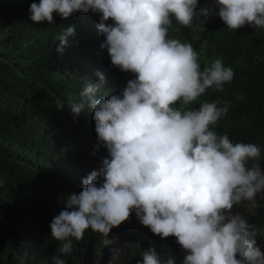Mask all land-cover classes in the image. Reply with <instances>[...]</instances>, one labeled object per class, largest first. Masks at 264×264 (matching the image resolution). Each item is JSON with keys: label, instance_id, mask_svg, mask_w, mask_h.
Instances as JSON below:
<instances>
[{"label": "clouds", "instance_id": "9594fccd", "mask_svg": "<svg viewBox=\"0 0 264 264\" xmlns=\"http://www.w3.org/2000/svg\"><path fill=\"white\" fill-rule=\"evenodd\" d=\"M211 0H39L29 7L34 24H53V13L67 19L74 13H99L98 31L105 37L111 65L131 72L135 79L100 99L105 83L86 80L79 100L67 108L95 124L97 143L107 151L98 170L82 181L79 194L50 224L51 237L63 242L54 264H65L72 239H83L91 229L111 246L113 228L128 220L133 210L168 249L184 252L182 264H264V248L253 237V226L237 208L254 212L264 197V170L255 144L233 143L217 135L216 122L228 112L229 102H205L189 109L207 89L223 91L234 71L220 59H207L192 28L196 10ZM217 15L231 30L246 24L264 29V0H215ZM214 10V9H213ZM112 20L113 24L105 22ZM174 26L191 32L185 40ZM75 34L68 26L58 36V53ZM203 57V60L201 56ZM210 67H205V66ZM202 67L203 70H201ZM242 96L237 99H242ZM60 109L64 108L61 104ZM252 161L251 166L249 162ZM3 181L0 180V184ZM115 252V249H111ZM143 264H161L153 248L142 253ZM164 264H176L172 257Z\"/></svg>", "mask_w": 264, "mask_h": 264}, {"label": "trees", "instance_id": "16d2710c", "mask_svg": "<svg viewBox=\"0 0 264 264\" xmlns=\"http://www.w3.org/2000/svg\"><path fill=\"white\" fill-rule=\"evenodd\" d=\"M33 2L39 0H0V264H54L63 242L51 237L49 226L64 210L66 198L79 194L81 181L107 156L97 143L94 122L85 117L89 108L74 118L67 108L69 98L79 100L86 80L99 83L97 72L105 83L95 99L117 87L120 94L135 79L113 67L107 50L100 48L105 37L98 31L99 13L77 12L61 19L54 12L53 24H34L29 20ZM204 9L205 31L200 30L205 20L201 10L195 9L191 24L201 36L198 45L201 49L206 42L201 49L206 58L220 59L234 77L223 91L209 88L188 108L229 102L227 114L216 122V134L257 145L264 170V29L249 24L228 29L215 0ZM68 26H75V34L58 53V36ZM172 33L192 38L176 26ZM236 211L253 226V238L264 248V197L254 212ZM113 236L117 242L105 246L101 234L88 229L82 240L70 238L72 252L61 258L65 264H143L142 253L153 248L161 264L168 257L182 264L185 253L166 248L165 239L144 227L135 210L111 230L108 238Z\"/></svg>", "mask_w": 264, "mask_h": 264}]
</instances>
